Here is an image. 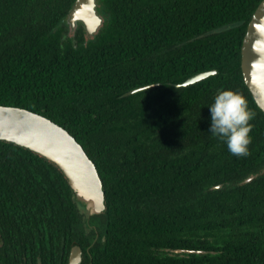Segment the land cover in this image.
<instances>
[{
    "label": "trees",
    "instance_id": "16d2710c",
    "mask_svg": "<svg viewBox=\"0 0 264 264\" xmlns=\"http://www.w3.org/2000/svg\"><path fill=\"white\" fill-rule=\"evenodd\" d=\"M74 1L0 0V104L50 118L93 160L105 210L92 215L104 230L92 263L264 264V253L245 257L262 250L249 235L230 234L219 255L169 253L207 248L201 231L238 221L264 237V171L238 183L264 165V113L240 69L242 37L260 0H96L102 28L92 39L81 22L71 29L67 21ZM211 69L217 73L174 86ZM222 88L238 91L255 113L246 156L207 133V105ZM78 204L86 212L54 164L0 140L6 239L30 237L50 258L66 253Z\"/></svg>",
    "mask_w": 264,
    "mask_h": 264
},
{
    "label": "water",
    "instance_id": "95a60500",
    "mask_svg": "<svg viewBox=\"0 0 264 264\" xmlns=\"http://www.w3.org/2000/svg\"><path fill=\"white\" fill-rule=\"evenodd\" d=\"M96 5V0H75L67 16L71 29L77 22H81L86 33L93 35L102 23ZM240 69L245 85L264 113V0L258 2L246 24L240 47ZM215 73L216 69L200 71L175 83L174 86L186 87ZM151 85L153 84L133 88L125 94L140 91ZM0 140L27 148L54 164L65 177L75 199L89 213L104 212L103 185L95 164L66 128L28 108L0 104ZM252 176L246 177L245 181H249ZM218 186L221 184L213 187ZM175 251L204 252L197 249ZM80 259V247L73 246L68 264H78Z\"/></svg>",
    "mask_w": 264,
    "mask_h": 264
},
{
    "label": "flooded vegetation",
    "instance_id": "af4514ba",
    "mask_svg": "<svg viewBox=\"0 0 264 264\" xmlns=\"http://www.w3.org/2000/svg\"><path fill=\"white\" fill-rule=\"evenodd\" d=\"M263 167L264 165H262L258 171L249 172L247 175L243 176L238 183H246V177L253 175L251 179H249V181H251L257 177L260 172H262ZM218 184H221V186L213 187V185L212 187L214 189L222 187V183ZM226 184H229V182H226ZM238 192L240 193V191ZM80 207L81 206L78 204L76 211L73 213L69 212V230L67 232L68 237L65 240L66 245H68L67 252L64 253V249L59 255H55L52 258L45 256L44 252L42 253L40 251L41 247L39 244H36L35 249H33L30 237L19 240L15 237L6 239L3 236L4 234L2 233L3 231L0 227V264H68L70 250L73 246H78L81 250V259L78 264H93L92 254H95L99 249H101L104 241L103 225L101 222H96L92 213H89L88 210H86V212L81 211ZM81 213L86 218V223L83 225L81 223ZM90 218H92L91 223L89 222ZM249 227L250 226L248 224L238 221L234 229H214L213 231L209 230L207 232L201 231L200 236H205L207 240V242H204V245L208 246L207 248L197 249L203 250L204 252L195 254H205L206 256L222 254V251L228 250V247L225 246L226 242L224 239L230 237L231 234L233 237L249 235L248 237L250 241L248 242L254 247V250H257V244L261 243L260 249L262 250H260V252H254L251 249L245 254L246 258L254 259L256 257H261L259 254L264 253V237L260 233H254ZM178 249L193 248H173L169 250V253L172 255L178 254L180 256L189 254V252L175 251ZM242 251L245 250L242 248Z\"/></svg>",
    "mask_w": 264,
    "mask_h": 264
},
{
    "label": "clouds",
    "instance_id": "9594fccd",
    "mask_svg": "<svg viewBox=\"0 0 264 264\" xmlns=\"http://www.w3.org/2000/svg\"><path fill=\"white\" fill-rule=\"evenodd\" d=\"M207 108L209 111L207 133L223 141L232 155L246 156L251 142L250 121L255 115L248 108L246 99L233 89H217Z\"/></svg>",
    "mask_w": 264,
    "mask_h": 264
},
{
    "label": "rangeland",
    "instance_id": "374dc122",
    "mask_svg": "<svg viewBox=\"0 0 264 264\" xmlns=\"http://www.w3.org/2000/svg\"><path fill=\"white\" fill-rule=\"evenodd\" d=\"M75 27H76V25H75ZM74 27V28H75ZM100 28H102V24L100 25V27L97 29V31H100ZM226 27H220V28H218V29H215L214 31H219V30H223V29H225ZM73 30H75V29H73ZM96 31V32H97ZM86 38H90V39H92V37L91 36H89L87 33H86Z\"/></svg>",
    "mask_w": 264,
    "mask_h": 264
}]
</instances>
